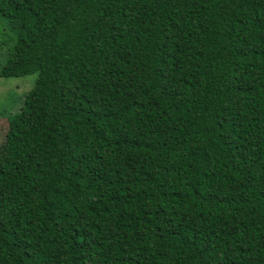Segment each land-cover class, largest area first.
I'll return each mask as SVG.
<instances>
[{
    "label": "trees",
    "instance_id": "16d2710c",
    "mask_svg": "<svg viewBox=\"0 0 264 264\" xmlns=\"http://www.w3.org/2000/svg\"><path fill=\"white\" fill-rule=\"evenodd\" d=\"M0 264H264V0H0Z\"/></svg>",
    "mask_w": 264,
    "mask_h": 264
},
{
    "label": "rangeland",
    "instance_id": "374dc122",
    "mask_svg": "<svg viewBox=\"0 0 264 264\" xmlns=\"http://www.w3.org/2000/svg\"><path fill=\"white\" fill-rule=\"evenodd\" d=\"M16 35L15 26L8 19L0 17V68L7 60ZM34 79L35 74L16 78H0V165L8 161L5 147L6 117L20 109L23 97L31 88Z\"/></svg>",
    "mask_w": 264,
    "mask_h": 264
}]
</instances>
